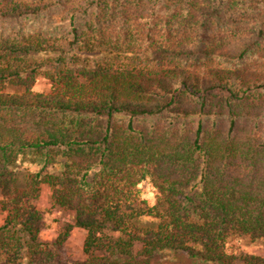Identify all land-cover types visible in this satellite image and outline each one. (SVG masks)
I'll return each instance as SVG.
<instances>
[{"label":"trees","instance_id":"1","mask_svg":"<svg viewBox=\"0 0 264 264\" xmlns=\"http://www.w3.org/2000/svg\"><path fill=\"white\" fill-rule=\"evenodd\" d=\"M43 186L86 232L77 264H238L264 239V0H0V264L56 262Z\"/></svg>","mask_w":264,"mask_h":264},{"label":"rangeland","instance_id":"2","mask_svg":"<svg viewBox=\"0 0 264 264\" xmlns=\"http://www.w3.org/2000/svg\"><path fill=\"white\" fill-rule=\"evenodd\" d=\"M39 57H33L30 60L36 61ZM10 92H20L22 89H9ZM34 93L51 92V84L44 73H40L32 87ZM17 173V188L24 189L28 176L31 173L38 172L40 166L33 157H27L19 160L13 167ZM144 198L148 201L150 206H159L158 194L154 188L146 183L142 187ZM2 196L0 195V201ZM30 205L38 210L42 215L43 229L40 233V240L45 244H54L61 240L64 235L68 234V237L63 247L57 251V259L54 264H77L83 262L86 259L84 253V242L86 238V232L78 229L74 225V216L72 213L65 211L53 204L51 191L48 186L41 188L40 196L37 199L31 200ZM6 213L3 207L0 205V225L5 222ZM147 223L144 221V224ZM51 249L56 250L51 246ZM229 253L235 254L239 260L238 264H244L242 257L246 255H256L264 257V239L253 241L250 237L245 236L240 238V241L235 246L231 244L229 246ZM149 264H203L195 259H192L186 253H172L164 252L154 256Z\"/></svg>","mask_w":264,"mask_h":264}]
</instances>
